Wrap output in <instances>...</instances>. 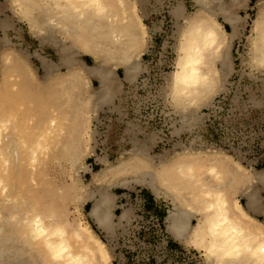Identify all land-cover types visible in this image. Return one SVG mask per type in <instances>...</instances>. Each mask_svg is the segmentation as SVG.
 Masks as SVG:
<instances>
[{"label":"bare ground","instance_id":"obj_1","mask_svg":"<svg viewBox=\"0 0 264 264\" xmlns=\"http://www.w3.org/2000/svg\"><path fill=\"white\" fill-rule=\"evenodd\" d=\"M192 1L196 8L183 15L185 26H181L180 41L175 47L174 68L166 77L173 115L180 122V131L188 132L200 120L195 110L198 101L221 77L213 65L220 63L223 70L230 65L228 49L224 52L225 43L236 34L237 10L248 3V0ZM12 2L20 9L18 12L25 11L22 14L27 15L31 30L43 39L47 37V43L59 50V64L67 72H58L59 64L43 62L47 78L55 77L58 95L51 96V108L39 114L33 100L30 109L21 111L17 94L24 59L18 57V51L2 53V66L11 69L6 76L11 84L3 91L0 83V264H113L107 246L88 222L66 223L65 216L47 207L44 197L32 200V192L40 190L43 195L47 192V164L51 155L55 157L54 151L60 147L67 130L73 151L70 161L76 164L75 158L82 148V112L72 114L70 109L80 107L83 111L87 108L88 112H97L102 105L110 106L121 87L115 74L118 67L122 69L123 81L137 80L144 69L139 50L146 40V26L131 0ZM180 8L172 10L175 17L181 13ZM258 9L249 39L248 64L253 70L264 69V7ZM218 16L231 27L230 33ZM77 52L89 56L94 65L86 66L81 61L79 66ZM90 77L99 82V87L84 93L82 84H88ZM137 144L133 142L130 160H118L114 166L100 170L99 175L140 174L135 178L137 182H145L156 197L170 201L164 218L166 232L182 246L198 250L206 262L264 264V225L249 216L235 196L238 182H250L257 173L264 180L262 170L246 168L227 150L211 144L200 148L182 145L180 150L170 153L169 161H163L161 168L150 163L152 171L147 172L142 164L141 168L135 165L144 155ZM110 195L105 189L99 191L88 214L99 229L112 235ZM253 196L248 195V205L254 203ZM121 212L116 220L127 218L124 210ZM193 217L195 222L191 223Z\"/></svg>","mask_w":264,"mask_h":264},{"label":"rangeland","instance_id":"obj_2","mask_svg":"<svg viewBox=\"0 0 264 264\" xmlns=\"http://www.w3.org/2000/svg\"><path fill=\"white\" fill-rule=\"evenodd\" d=\"M131 2L138 8L136 10L146 26V40L139 50L140 63L144 69L132 83L123 82L122 69H115L122 91L115 95L110 106L104 107L103 112H88L87 108L86 112L80 107L70 109L72 114L74 111L82 112V148L75 158L76 164L73 165L70 161L73 151L67 130L65 138L59 143L60 147L54 151L55 157L51 155L47 164V192L43 195L40 190L33 191L32 200L44 197L47 207L56 209L62 217L65 216L66 223L88 222L107 246L113 264H210L198 250L191 246H178L168 236L163 217L170 201L163 196L156 197L145 182H137L135 178H139L140 174L120 172L101 177L99 172L106 166H114L118 160H130L129 153L134 141L143 148L145 155L138 156L141 162L135 165L137 168L144 166L143 169L147 172L152 171L150 163L161 168L163 161H169L170 153L180 150L182 145L200 148L211 144L227 150L246 168L264 170V69L253 70L248 64L253 20L258 8L264 7V0H248L245 8L237 10L239 21L236 34L225 43L224 52L228 49L230 65L224 70L220 63L213 65L218 68L221 77L217 78V84L204 97H198L199 105L195 110L200 120L190 132L180 131V122L173 115L166 77L174 68L177 57L175 47L180 41L182 27L185 26L183 15L192 13L196 6L192 0ZM179 6L181 13L176 18L173 9ZM18 10L20 9L12 0H0L1 88L4 91L11 84L6 78L11 69L2 66V53L18 51V54L15 53L24 59L21 70H18L21 73L18 104L20 110L25 111L30 109L29 104L33 100V106H36L39 114L47 107L51 108L50 97L57 94L55 77L47 78V71L42 63L47 64L49 60L50 64L58 65L59 50L47 43V37L43 39L35 34L29 26L27 15L24 17L22 14L25 11ZM217 19L230 33L231 27L221 17L218 16ZM5 24L7 25L4 26ZM76 59L79 66L81 61L86 66L94 65L93 60L82 52L76 53ZM57 71L67 72V68L59 64ZM58 76L59 74L56 75ZM11 78L12 76L10 80ZM88 81V84H82V92L98 89L99 82L95 78L90 77ZM138 105L147 107L148 116L144 124L136 119L140 114H146L138 110ZM114 106L119 108L115 110ZM172 121H175L173 125ZM104 189L111 194L113 200L112 235L99 229L88 214L93 198ZM88 194L92 195L91 198ZM122 210L128 211L125 212L127 218L116 220Z\"/></svg>","mask_w":264,"mask_h":264},{"label":"crops","instance_id":"obj_3","mask_svg":"<svg viewBox=\"0 0 264 264\" xmlns=\"http://www.w3.org/2000/svg\"><path fill=\"white\" fill-rule=\"evenodd\" d=\"M123 82H127V81L124 80ZM119 89L120 90L116 91L117 93H119V91L120 92L122 91L121 87ZM103 106L104 105H102V107L100 106L98 108L99 110L97 111V114L104 111L105 106L104 107ZM113 108L116 110L119 107L115 106ZM128 123L131 124V122H128ZM132 124L134 125V123H132ZM130 129H131V127H130ZM130 131L133 133L132 129ZM132 140L133 139H131V142H132ZM134 140H137V139H134ZM134 142H137V141H134ZM261 173L264 174V170H262ZM262 181L259 178V173H257V175L252 176V179L250 180V182H242V181L238 182L237 186H236L237 191L235 193V196L237 197L239 203H241L245 207L247 214L249 216H252L255 220H257L258 222H260L261 224L264 225V180H262ZM250 193H252L254 195L253 199H252L254 201V203H252L251 205H248V203H247L248 198H249L248 195ZM164 218H165V216L163 217V220H164ZM194 222H195V217H193L191 219V223H194ZM164 226H165V224H164ZM167 234H168V236H170L173 239V241L178 246H182L180 244V242H178L176 239H174L172 237L171 233H167Z\"/></svg>","mask_w":264,"mask_h":264},{"label":"built area","instance_id":"obj_4","mask_svg":"<svg viewBox=\"0 0 264 264\" xmlns=\"http://www.w3.org/2000/svg\"><path fill=\"white\" fill-rule=\"evenodd\" d=\"M144 105V104H143ZM138 110L141 112V113H146L145 115H142L140 114V116H138L136 119L144 124L145 121H146V118L148 116V112H147V107L146 106H140L138 105Z\"/></svg>","mask_w":264,"mask_h":264}]
</instances>
